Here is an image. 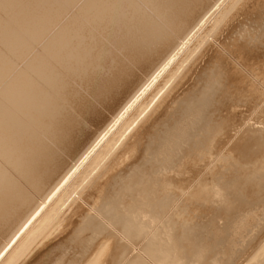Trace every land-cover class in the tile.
<instances>
[{
    "label": "bare ground",
    "instance_id": "6f19581e",
    "mask_svg": "<svg viewBox=\"0 0 264 264\" xmlns=\"http://www.w3.org/2000/svg\"><path fill=\"white\" fill-rule=\"evenodd\" d=\"M37 1L0 0V13L2 12L4 17L8 19V21L5 20L6 22H4L0 17V239L5 241V243L3 241L1 242L0 264H22L30 255H32L31 260L27 258L29 260H27L28 262L26 261L27 263L25 264H72L74 261L76 262L75 264L79 261L81 263L84 262L83 264H105L108 256L110 257L109 264H166L167 253L164 252H166L167 249L162 250L158 248L159 246L156 247V244H154L162 228L172 232V235L169 236L168 239L174 243L176 248L180 249L179 259L182 261L187 260L190 264H238L240 261H242L243 264H264V135H259L258 130V135L255 134V130L254 132L251 130L253 133L248 132V135H246L245 131L242 130L244 127L241 125L229 141L227 142L226 140V143L222 145L223 147L220 151L226 148L234 136L238 137L239 132L241 133V131H243V134L246 136H242L245 140L239 143L241 146L233 151V149H235L233 145H237L233 144L231 149L229 148L227 151L224 150L225 152L220 161L222 164L213 169L214 171L211 172L212 176L209 178L210 181L207 182V177L205 179H200L185 196H183L185 192L198 177L189 181L187 185L182 188L186 180L182 181L169 175V165H173L174 159H178L177 157L179 154L195 152L201 144L207 143L210 138H213L211 137V132L214 129L213 126L216 130L221 127L222 130L225 129L227 131L226 127L228 126H226V121V127L223 124L224 120L223 122L219 120L221 123L218 125L216 121L213 124V114L221 106H219V101L217 102V100L221 98L220 95L224 94L221 92L222 86L218 85L219 83L216 82L220 80V78H218V80L213 79V76L209 74L208 76L211 77L209 80L213 79L212 81L208 80L209 83L208 81L207 83L204 81L207 85L200 90L197 88L198 91H196V94H192L191 92L187 98L182 100L179 98L173 106L170 107L169 105L170 108H166L158 115L155 121L153 120V126L148 125L149 127L146 132L129 133L128 129L140 118L136 116L128 127L125 126V128L123 126L125 130L122 133H115L125 119L135 111L139 104H141L142 100L150 94L149 92L154 88L153 86L169 70L176 59L190 47L193 43L192 40L203 31V28L207 27V24L212 22L211 20L218 11L217 9L222 5L224 6L227 0H216L214 6L216 5L217 9L212 11L213 8H215L212 6L209 11L204 13V15L202 14V18L193 26L194 28L192 30L190 28L189 30L191 31L188 32V35L183 37L177 32H182V28L184 27H182V22L180 21L184 11H182V9L178 10L181 5L176 4L179 0H173L176 2L173 3L179 6L176 7L174 5L176 8L169 5L170 0H124L127 4L122 0L126 6H128L129 3L132 6H129L132 8V10H129L132 16L126 17L133 20V22L123 18L124 22L130 21V24L133 25L136 23L138 27L142 28V25L139 26L140 23H142L143 20L147 21L151 19L152 22H154V24L157 23V25L153 24V27L149 29L151 32L148 37L144 36L148 35L149 33L146 32L149 31H142V35L145 33L143 36L141 34L137 35L139 34V32H137L139 28L137 27V30H135L136 27L130 25L132 28H135L134 30L137 34L130 35V38L127 36L130 40H128V38L125 40V36L123 37L125 39H120L121 41L118 43H112L114 41L117 42L116 39L106 43L104 41L105 38L102 40L104 42H100L96 37L92 36L94 33L91 36L95 40L92 39L89 34L94 30L90 28V31L89 26L85 27L86 25L84 26L82 20L90 23V17L91 19H100L101 22L104 18L103 12L106 10L104 9V11L101 12V9L103 10L104 8L103 6H111L110 3L112 2L114 4L120 3L121 6V3L123 4L121 0H86V4L84 3L85 1L83 2L85 5H83V3L79 5L78 3V6L76 5L77 7L72 10L68 9L69 11L67 12L66 10L68 7L65 10L63 9L65 6L60 3L59 7L61 6L62 9H59L58 5H56V0H54L55 2L52 1L55 3H52L54 6L48 5V2L45 3L46 0L44 5L43 0H41L42 5L39 1L40 6ZM50 1L51 0H49V2ZM78 1L76 0V3ZM181 2H183L184 5L185 3L191 5L189 10L193 12L197 9L195 7L199 6L200 8L201 4L209 1L181 0ZM260 3H262V1ZM70 5L72 8L73 5ZM81 5H83L82 8H80ZM262 5L264 6V3ZM120 6H118L117 9L122 7ZM127 8H124L125 13H123V15L127 14ZM181 8H183V6H181ZM112 9H110V13ZM133 9L136 10L137 13L133 11ZM63 10H65V12ZM114 10L115 7L113 11ZM119 10H115V16L113 14L114 12L111 13V16L113 15L115 17L112 16L114 20L116 16L118 19V15L120 16L122 14H120L121 10L118 12ZM106 13L108 15L109 12H105V14ZM74 14L75 16L73 17ZM196 14H198V12ZM217 14L219 15V13ZM108 16L105 17L106 20H108ZM123 17H125V15ZM146 21L145 23L148 28V24H150L148 21L150 20ZM100 22L98 23L99 25ZM115 22L113 21L114 26ZM106 23L112 24V20L111 23L110 20ZM120 24L124 25L123 23ZM143 25L145 26V24ZM156 26H158L159 30ZM106 28L102 27V30L104 31ZM120 28L118 26L117 29L120 31L124 29L125 32L128 31L126 27ZM132 28L130 29L132 30ZM130 29V34H133ZM142 29H140V32ZM114 32L113 35L111 34L112 36L116 34ZM125 32H122V35ZM108 33L110 35V32ZM117 33L121 35V32L117 31ZM164 33H166V35H164ZM126 34L127 33H125V35ZM170 36H174L173 39H175L176 42L175 49L170 52L166 59H163L153 73L149 75L142 74L145 78L143 84L139 88L140 84L137 83L139 84L138 89L136 91L134 90L135 92L133 94L129 91L132 94L129 98L127 90L132 89L131 87H133L134 81L137 80L138 76L136 75V71L141 72V66L147 64L145 60H142L147 58L148 52H150L147 51V44L154 41L157 44L161 43V47L164 43L166 45L167 42L174 41L173 39V41L169 40L170 38L168 37ZM210 45V48L215 49L216 54L227 61V63H234L232 67L237 69L239 73H244L245 76L253 82L254 86L259 87L261 91V88L264 89L262 80L249 70V68L245 67L233 52L226 50L218 41L213 42V44L210 42ZM167 47L169 48V45ZM240 49L242 50V48ZM163 50L165 51V49ZM212 66L214 65H211L210 69ZM226 68L225 70H228ZM57 69L61 70L62 73H59H64L63 76L72 83L67 79L65 80V78L58 73ZM213 69L214 67L211 70L213 71ZM176 71H179V69ZM176 71L174 73H177ZM213 73L211 72V74ZM217 74L219 73L217 72ZM72 77L76 79L77 82ZM218 77L220 76L218 75ZM230 77L232 80L235 78L233 75ZM215 78H217V76ZM236 82H238V80ZM233 83L235 84V82ZM224 91L226 92V90ZM125 92H127L125 95L128 96V99H126L123 104L125 97H122L124 99L122 101L123 105H119L121 106L119 110L117 109L118 107L116 108V110H118L117 113H111L107 106L113 107L115 101ZM255 92L257 91L255 90ZM157 94L154 93L150 102L148 101L149 104L145 102L148 104L145 107V111L150 104L152 105ZM122 98H120V100H122ZM263 102L264 97L261 101H258L253 111L254 113H256L255 110L259 106L261 107V103ZM104 112H110L109 115L111 114V119L107 124L104 122L106 125L102 127V129L98 128L99 131L95 136L91 135V133L88 132L89 129L92 126L101 124L103 120L105 121V118H103ZM260 112L264 114V105L260 108L259 113ZM261 113L260 115H262ZM140 114L141 111L138 115ZM170 116H175L177 118L175 125H171L172 127H169L168 124L166 125V121ZM145 117H147V115H145ZM132 118L134 117L132 116ZM183 118L185 119L183 120ZM150 124L152 123L150 122ZM244 124L246 126L248 125L247 122ZM120 130L122 129L120 128ZM210 130L211 132H209ZM248 130L250 131V129ZM127 131L129 134L125 133ZM116 134L117 139L114 138L115 140L113 141V137ZM90 135L93 136L92 139ZM123 138L125 143L122 144L123 146L118 152L119 154L125 153L126 151L134 152L139 146L143 148L140 155L141 161L139 160V163L135 161L134 164L131 165L130 172L126 177L115 174L110 176L107 175L106 177H109L103 179L101 175H99L100 172L98 177L93 181L95 178L94 176L97 174V172L93 174V171L96 169V167L93 166L89 172L87 171V173L83 175V178L76 179L77 181L75 182L77 174L81 172L80 170L91 162V160L105 148L104 146H107L109 143L110 147L106 152L108 155V152L113 150L115 144L117 142L119 144V141ZM88 139L91 140H89L86 146L85 143ZM210 142L213 143V140ZM234 142L236 143V141ZM130 145L135 146L134 148L128 149ZM116 148L118 147L116 146ZM79 149L84 150L77 159L71 156L74 153L75 156L77 151L80 152ZM219 153H217L215 157L213 156L214 158H212V160L210 159L211 161L207 166L217 158ZM116 154L117 153L114 155ZM191 158L193 157L191 156ZM65 159L70 160L72 165L63 173L56 184L52 182L54 186H52L51 189L49 186L48 193L44 195L42 192L47 184V180H50L52 176H58L59 172L63 171L65 164H67L65 163ZM179 159L174 162V166L176 162L177 165L179 164ZM186 159H188V157L185 158V160ZM219 160L218 158V161ZM250 164L252 167L249 166ZM119 165L120 164H118V166ZM171 167L173 168V166ZM101 168H103V165ZM174 169H177L176 166ZM101 170L103 172V169ZM176 171L177 170H174V172ZM120 174L123 173L120 171ZM163 180L168 182L165 187L163 185L165 181L163 183ZM89 182L92 183L90 186H88L90 184ZM71 184L74 185V193L78 194L72 197L73 193L71 194L70 192L68 196L73 199L69 203L67 202L68 198H63L64 200H62V194ZM79 188L81 190L77 191ZM165 190L169 191V198H164L163 202L165 204L162 205V207L168 206V209L158 218L159 220L155 222L154 226L152 225L153 227L151 226L150 229L148 228V230H145L147 232L145 234L143 233V237L140 236L142 239H140L135 246L132 248L129 247V245L132 244V240L134 242L133 244H135L136 241L131 238L128 231V228L130 229V227H132L130 224H132L133 219H127L132 221L131 223L128 221L130 226H127V228L122 226L123 224L120 225L119 221H117L118 223L116 224L120 225L124 231L116 226L114 220L117 219L115 215L118 213V209L115 211L117 212L116 214L115 212L112 213V210L117 208L112 206V202H114L111 200L114 198L113 195L116 199L125 198L127 201L133 200L136 203L141 201L145 206L147 204L152 208L154 206V208L157 207L158 209V207L160 208V203L157 201L160 200V197H162L160 195ZM173 193H175L176 196L172 199L171 195H173ZM115 203L116 202H114V205L116 206ZM58 204H60V206L56 209L55 207ZM98 204H104L105 207L106 205L107 207L110 206L109 209L106 207L107 212L111 210L115 219L111 220L110 216L112 215L108 214L110 212L106 213V210H102V212L101 209L104 205H101V207L98 206ZM175 204L177 207L167 216ZM118 205L119 204H117V206ZM126 205V203L125 207L122 205L124 209L122 207L121 210L130 209L126 207L132 206H129V204ZM31 206L33 207L32 211L30 210L31 212L20 225H18L19 227H16L17 230L10 235V238H6L4 233L14 225L16 220L21 217L24 212L31 209ZM62 206H64V208L67 207L65 211H62ZM193 206L196 209L192 208ZM181 208L184 210L181 211ZM192 209L197 210L195 212L197 214L196 218L191 219V223H187L186 219ZM123 212L125 213V211ZM156 212L153 214H156ZM105 214L109 216L107 217ZM128 214L127 216H129ZM56 216H58V219ZM120 216L117 217L120 218ZM123 217L121 216L122 220ZM56 219V222L59 224L57 225L60 227H51V225H53L52 221ZM124 219H126V217ZM158 222H160V224L154 229ZM125 223L127 224V222ZM133 223L135 224V222ZM54 227L56 229L62 227V229L58 230L61 232L59 236H62V234L63 236L59 240L55 238L56 241L54 239H49L48 242L52 243L54 246L47 250L45 254H41V249L50 245V243L44 242H46L45 240L50 234H53ZM137 228L133 231L134 233L137 231ZM159 228L161 229L159 233H157ZM58 230H55V232H58ZM86 230H90L92 233V237L90 235L91 233L89 234L91 238H89L88 235L87 239H82V237L81 239L76 238L78 237L76 233L84 234V232L87 233ZM150 233L151 235L143 243L144 239ZM25 234L27 235L21 241V238ZM139 234H141V232H139ZM19 241L21 242L16 246ZM41 241L44 244L43 247L38 250V244H40ZM141 243L143 244L139 246ZM14 245L16 248L13 249L12 247ZM114 245H116V247H114ZM116 248L122 249V252H120L121 254L115 251ZM56 251H61L59 253H63V255L67 257V259L65 258V262L63 255H60L61 258L63 257L62 259L65 263L61 262L63 260H60V257H57L60 262L56 263L55 260L52 263V256ZM184 264L187 263L184 262Z\"/></svg>",
    "mask_w": 264,
    "mask_h": 264
},
{
    "label": "rangeland",
    "instance_id": "374dc122",
    "mask_svg": "<svg viewBox=\"0 0 264 264\" xmlns=\"http://www.w3.org/2000/svg\"><path fill=\"white\" fill-rule=\"evenodd\" d=\"M171 1V0H170ZM169 1V5L170 6H173L174 8H176V7H179V6H176L174 3H176V2H174V1H178V0H172L171 2ZM209 2H204L203 4H201L200 6V8H199V6L198 7H195V8H197V9H195V8H193V9H195L193 12L192 11H190L189 10V8L191 7V5H189V4H186L185 3V5H184V3L183 2H181V0H179L178 1V3H176L177 5H181V6H183V8H181V6L178 8V10H181L182 9V11H186V10H188V11H186L185 13H187V14H185L184 12H183V17H181V22H182V29H183V31L186 29V31H185V33H183L182 34V37L183 36H186V35H188V31H189V29L195 24L194 22H196L197 20H195L196 19V17H198L199 19H198V21L200 20V18H202V16L204 15V13H206L207 11H209L210 10V8H212V6L213 7H215V8H213V10L212 11H214L215 9H217V6L215 5L214 6V2L216 1V0H208ZM262 1V3H260ZM264 0H227L226 2H225V4H224V6L222 5L219 9H217L218 11H217V13H219V15L216 13L215 15H214V17H213V19L215 18V16H216V18L213 20H211L212 22H210L209 24H207L206 26L207 27H205V28H203V31H201L197 36H196V38H194L193 40H192V44L190 45V47H188L185 51H184V53L178 58V59H176V61L171 65V67L169 68V70L161 77V79L153 86L154 88H152V90L149 92L150 94H148L143 100H142V102H141V104H139L138 105V110H137V108L135 109V111L128 117V118H126L125 119V121L121 124V126L119 127V129L117 130V131H115V133L117 132V134H119L120 132L122 133L124 130H125V128L126 127H128V125H130V123L132 122V120L133 119H135L136 118V116L139 118V119H137L134 123H133V125L128 129V131H129V133H144V132H146V130L148 129V127L151 125V126H153V122L155 121V119L156 118H158V115H160L166 108H170L171 106H173L174 105V103L176 102V100L177 99H185V98H187V96H189V93H191L192 92V94H196V91H198V89L200 90L201 88H203L204 86H206L207 84V81L209 80V78H211L210 76H213L212 78L213 79H216V80H218V78H220V80H218V81H216L217 83H219L218 85H221L222 86V91L221 92H223L224 94H222V93H220V94H222V95H220L221 96V98L219 99V100H217V102L219 101V108L217 109V111L213 114V124H214V122L216 121V124L218 125L219 123H221V122H223V120H224V122H223V124H224V126H225V121H226V126H228V127H226V129H227V131L225 130V129H221V127L220 128H218L217 130H216V128L213 126V131L211 132V130L209 131V132H211L212 133V136L211 137H213V138H210L209 139V141L207 142V143H203V144H201V146L195 151V152H189L188 154H186V153H183V154H179L178 155V159L181 161H178V165H177V162H176V164H175V166H176V168L177 169H174L175 168V166H174V162L176 161V160H178V159H174L175 161H173V165L171 164V165H169V175H172V176H174V177H176V179H179V180H182V181H184V180H186V182L182 185V188L183 187H185L186 185H187V183L189 182V181H191L192 179H195V178H197V180L188 188V190L185 192V194L183 195V196H185V195H187V193L193 188V186L195 185V184H197V182H199V180L200 179H205L206 177V180H207V182L208 181H210L209 180V178H210V176H212V173L211 172H213L214 170V168L215 167H219V166H221V164H222V162H220L221 161V158H222V156H223V154H224V152L225 151H227L229 148L231 149L232 148V145L233 144H237V145H233V147H235V149H233V151L234 150H236V149H238L239 148V146H241V144H239V143H242L244 140H245V138H243L244 136H246V135H248V132L249 133H253L254 132V130L256 131L255 132V134H257L258 135V133H259V135H264V114L263 113H261L262 115H260V113H259V110H260V108L264 105V102L263 103H261V107L259 106L256 110H255V112L256 113H254L253 111H254V109L256 108V106H257V104H258V101H261V99L264 97V89L263 88H261L262 89V91L261 90H259L260 88L259 87H256V86H254L253 85V82H251V80L247 77V76H245V74L244 73H239V71L237 70V69H235L234 67H232V66H234V63L232 64H229V63H227V61H225L224 59H222L218 54H216V52H215V49H212V48H210V42H211V44H213V42H217L218 41V43L219 44H221L222 46H224L225 48H226V50H228V51H231V52H233V54L238 58V59H240L241 60V62L243 63V65H245V67H247V68H249V70H251L254 74H256L261 80H262V82L264 83V35H262V34H264V29H263V27H264V16H262V15H264V6L262 5L264 2H263ZM174 2V3H173ZM180 2V3H179ZM258 2V3H257ZM173 3V4H172ZM232 3V4H231ZM260 3V4H259ZM172 4V5H171ZM258 4V5H257ZM176 7H175V6ZM187 5V6H186ZM205 5V6H204ZM207 5V6H206ZM186 6V7H185ZM189 6V7H188ZM204 8H203V7ZM236 6V7H235ZM225 7V8H224ZM258 7V8H257ZM186 8V9H185ZM202 8V9H201ZM222 8V9H221ZM255 8V9H254ZM183 9H185V10H183ZM205 9V10H204ZM226 9V10H225ZM231 9V10H230ZM233 9V10H232ZM198 10V11H197ZM201 10H203V11H201ZM222 10V11H221ZM248 10V11H247ZM221 11V12H220ZM191 12V13H190ZM198 12V14H196ZM190 13V14H189ZM225 13V14H224ZM260 13V14H259ZM194 14V15H193ZM203 14V15H202ZM228 14V15H227ZM251 14V15H250ZM262 14V15H261ZM193 18H191V17ZM194 16V17H193ZM218 16V17H217ZM185 17V18H184ZM188 17V18H187ZM184 18V19H183ZM223 18V19H222ZM183 19V20H182ZM191 19V20H190ZM218 19V20H217ZM220 19V20H219ZM187 22H186V21ZM222 20V21H221ZM197 21V22H198ZM231 21V22H230ZM258 21V22H257ZM263 21V22H262ZM190 24H192V25H188L189 23ZM219 22V23H218ZM259 22H261V23H259ZM186 23V24H185ZM220 24V25H219ZM257 24V25H256ZM187 25H188V27H187ZM196 25V24H195ZM261 26V27H260ZM194 27H192V29H193ZM191 29V30H192ZM253 29V30H252ZM190 30V31H191ZM189 31V32H190ZM215 32V33H214ZM261 32V33H260ZM213 35V36H212ZM237 35V36H236ZM199 36V37H198ZM218 37V38H217ZM240 37V38H239ZM206 38V39H205ZM208 38V39H207ZM210 38V39H209ZM213 38V39H212ZM242 38V39H241ZM260 38V39H259ZM238 39V40H237ZM263 39V40H262ZM205 40H206V42H205ZM208 40V41H207ZM253 41V42H252ZM255 41V42H254ZM248 42V43H247ZM149 44H151V45H149ZM176 44V43H175ZM200 44V45H199ZM245 44V45H244ZM250 44V45H249ZM156 45H158L157 43H155L154 41H151L150 43H148L147 44V51H150V52H148L149 54H148V57L147 58H145V59H142V60H145L146 62H147V64H148V62H150L151 61V59H152V55H153V52H152V50H154L155 48H154V46H156ZM165 45V44H164ZM167 46L169 45L170 46V42H167V44H166ZM165 45V47L166 48H168L167 46ZM199 45V46H198ZM208 45V46H207ZM239 45V46H238ZM261 45H262V47H261ZM176 46V45H175ZM246 46V47H245ZM258 46V47H257ZM149 47V48H148ZM161 47H162V45H161ZM161 47H160V49H161ZM198 47V48H197ZM229 47V48H228ZM255 47V48H254ZM240 48H242V50L240 49ZM247 48V49H246ZM251 48V49H250ZM151 49V50H150ZM175 49V47L173 48V50ZM238 49H240V50H238ZM254 49V50H253ZM258 49V50H257ZM261 50V51H260ZM244 53H243V52ZM248 51V52H247ZM172 52V51H171ZM237 53V54H236ZM252 54V55H251ZM216 58V59H215ZM146 59H148V60H146ZM166 59V58H165ZM212 59H214V60H212ZM218 59H220V60H218ZM187 60V61H186ZM160 61H161V59H160ZM159 61V62H160ZM214 62V63H213ZM217 62H219V63H217ZM183 65H182V64ZM212 63V64H211ZM216 63V64H215ZM221 63V64H220ZM146 64V65H147ZM218 64V65H217ZM160 65V64H159ZM211 65H214V66H212V68L214 67V69H213V71L210 69V67H211ZM217 65V66H216ZM227 65V66H226ZM179 66V67H178ZM180 66H181V68H180ZM220 66V67H219ZM224 66V67H223ZM206 67H208V68H206ZM219 67V68H218ZM223 67V68H222ZM227 67V68H226ZM174 68H175V70H174ZM221 68V69H220ZM225 68L226 69H228V70H225ZM179 69V71H176V70H178ZM207 69V70H206ZM232 69V70H231ZM58 70V69H57ZM216 72H215V71ZM230 70V71H229ZM136 71V70H135ZM148 70H147V68L146 67H142V71L141 72H138V71H136V75L138 76L137 77V80H135L134 81V84L132 85L133 87L135 86V87H137V88H133V87H131L132 89H128L127 90V92H128V96H129V98L132 96V94L138 89V85H139V88H140V86L143 84V80L145 79L144 78V76L142 75L143 73L144 74H147V75H149V74H151V73H148L147 72ZM177 72V73H174V72ZM213 73V74H211V72ZM222 71H224V72H222ZM226 71H228V72H226ZM238 71V72H237ZM62 73V71L61 70H58V73ZM138 72V73H137ZM206 74H204V73ZM217 72L219 73V74H217ZM220 72H222V73H220ZM233 72V73H232ZM59 73V74H60ZM174 73V74H173ZM224 73V74H223ZM64 74V73H63ZM63 74H60L62 77H64L65 78V80L67 79L65 76H63ZM168 74V75H167ZM210 74V76H208ZM216 74V75H215ZM218 75L220 76V77H218ZM222 75V76H221ZM234 76L235 78H234V80H232L231 79V77L230 76ZM243 75V76H242ZM172 76V77H171ZM205 76V77H204ZM206 76H207V78H206ZM217 76V78H215ZM238 76V77H237ZM223 77V78H222ZM73 78V77H72ZM225 78V79H224ZM248 78V79H247ZM74 79V78H73ZM213 79H210L209 81H212ZM223 79V80H222ZM69 82H71L69 79H67ZM76 82H77V80L76 79H74ZM166 80H167V83H166ZM226 80V81H225ZM238 80V82H236ZM241 82H240V81ZM140 81V82H139ZM200 81V82H199ZM204 81H206V83L204 82ZM209 81H208V83H209ZM224 81V82H223ZM204 82V83H203ZM221 82V83H220ZM230 82V83H229ZM233 82H235V84L233 83ZM240 82V83H239ZM72 83V82H71ZM137 83H139V84H137ZM159 83V84H158ZM166 83V84H165ZM203 83V84H202ZM224 83V84H223ZM233 83V84H232ZM136 84V85H135ZM205 84V85H204ZM223 84V85H222ZM242 84V85H241ZM202 85V86H201ZM162 86H164V87H162ZM225 86V87H224ZM256 87V88H255ZM161 88H163V89H161ZM198 88V89H197ZM224 88V89H223ZM226 88V89H225ZM238 88V89H237ZM157 89V90H156ZM242 89V90H241ZM258 89V90H257ZM132 90V91H131ZM135 90V91H134ZM159 90H160V93H159ZM224 90H226V92L224 91ZM254 90V91H253ZM255 90L257 91V92H255ZM132 93H130V92ZM239 91V92H238ZM127 92H125V93H123V95L122 96H120L119 97V99H117V101H115V107L113 106H107V107H109L108 109L110 110V112L111 113H117L118 112V110L120 109V107L124 104V102L126 101V99H128V96L127 95H125ZM159 93V94H157V93ZM194 92V93H193ZM248 92V93H247ZM129 93H130V95H129ZM154 93L155 94H157V96L154 98V101H153V103H152V105L150 104V106H148L147 108H146V111H145V107L149 104L148 103V101L150 102V100H151V98H152V96H154ZM227 93V94H226ZM229 93V94H228ZM233 93V94H232ZM235 93V94H234ZM259 93V94H258ZM254 94H255V96H254ZM232 95V96H231ZM236 95V96H235ZM240 95V96H239ZM167 96V97H166ZM225 96H227V97H225ZM229 96V97H228ZM253 96V97H252ZM122 97H125L124 99L122 98ZM246 97V98H245ZM120 98H122V100H120ZM160 98H161V101H160ZM159 99V100H158ZM236 99V100H235ZM124 100V101H123ZM163 100H164V102H163ZM255 100V101H254ZM121 101V102H120ZM122 101H123V104H122ZM145 102H147V103H145ZM118 103H120V104H118ZM157 103V104H156ZM97 104V103H96ZM117 104H118V106H117ZM153 104H154V106H155V109H154V106H153ZM161 104V105H160ZM119 105H121V106H119ZM144 105V106H143ZM169 105H170V107H169ZM158 107V109H157V107ZM223 106V107H222ZM118 107V108H117ZM249 107V108H248ZM112 108H114V109H112ZM116 108L118 109V110H116ZM143 108V109H142ZM144 110V111H143ZM140 111H141V114L140 115H138L139 113H140ZM154 111V112H153ZM109 112V113H110ZM139 112V113H138ZM149 112V113H148ZM153 114H151V113ZM258 112V113H257ZM109 113L108 112H104L103 114H104V117L103 118H105V121L103 120V122L101 123V124H98V125H95V126H92L90 129H89V133H91V135H93V136H95L96 134H97V132L99 131V129L101 128L102 129V127H104L107 123H108V121L111 119V117H110V115H109ZM143 113V114H142ZM252 113V114H251ZM149 114V115H148ZM143 115V116H142ZM145 115H147V117H145ZM151 115V116H150ZM132 116L134 117V118H132ZM142 116V117H141ZM144 117V118H143ZM188 117V116H187ZM147 118V119H146ZM185 118H183V120H184ZM226 119V120H225ZM154 120V121H153ZM221 122H220V121ZM176 121H177V118L175 117V116H170V118H168V120L166 121V125L168 124V126L169 127H172L171 125H175V123H176ZM231 121V122H230ZM106 124H105V123ZM128 122V123H127ZM150 122L152 123V124H150ZM169 122V123H168ZM245 122H247V126L244 124ZM138 123H140V124H138ZM229 123V124H228ZM137 124V125H136ZM215 124V125H216ZM244 124V125H243ZM149 125V126H148ZM216 125V126H217ZM241 125L245 128H243L242 130L243 131H245V134L246 135H244L243 133V131H241V133L239 132V136L237 137V136H234L231 140H230V142L228 143V145L226 146V148L224 149V150H221L220 151V149L223 147L222 145H224L225 143H226V140H227V142L229 141V139L234 135V133H235V131H237V129H239L240 127H241ZM125 128H124V127ZM143 126V127H142ZM247 127V128H246ZM99 128V129H98ZM120 128L122 129V130H120ZM124 128V129H123ZM145 129V130H144ZM247 129V130H246ZM248 129H250V131L248 130ZM251 130H253V132H251ZM259 132H258V131ZM128 131L127 132H125V133H128ZM133 131V132H132ZM247 131V132H246ZM262 133H261V132ZM217 132H218V135H217ZM220 132V133H219ZM258 132V133H257ZM94 133V134H93ZM128 133V134H129ZM227 133V134H226ZM117 134L113 137V141L115 140V139H117L116 137H117ZM127 134V135H128ZM90 135V137H91V139H92V137L93 136H91ZM216 136V137H214V136ZM256 135V136H257ZM243 136V137H242ZM89 137V138H90ZM115 138V139H114ZM239 138H240V140H239ZM91 139H88V141L85 143V145L89 142V140H91ZM218 139V140H217ZM213 140V143H211L210 141H212ZM240 142H239V141ZM121 141V142H120ZM119 141V144H118V142L115 144V146H114V148H113V150H111V151H109L108 152V155L106 154V152L109 150V143L107 144V146H104L105 148H103L102 150H101V152H99V154L97 155V156H95V158H93L92 160H91V162H89L87 165H85L83 168H82V170H80L81 172H79L78 174H77V176H76V178H75V182L79 179V178H83L84 176L83 175H85V173H87V171L89 172L90 170H91V168L94 166V167H96V169L93 171V174H96V172H97V176L95 175L94 177V179H93V181L98 177V174L99 175H101V178H103V179H107L110 175H115V174H117V175H122L123 177H126L128 174H129V172H130V169H131V165H133L134 164V162L136 161V163H139L140 161H141V157H140V155H141V153H142V150H143V148L142 147H138V149L136 150V151H134V152H123V153H121V154H119L118 152H119V150H120V148L123 146L122 144H124L125 142V140H124V138L122 139V140H120ZM234 141H236V143L234 142ZM238 141V142H237ZM123 142V143H122ZM135 142V141H134ZM204 144H206V145H204ZM85 145H83V146H85ZM136 145V144H135ZM135 145H130V147H128V149H131V148H134V146ZM87 146V145H86ZM85 146V147H86ZM116 146L118 147V148H116ZM209 146V147H208ZM231 146V147H230ZM84 147V148H85ZM83 148V147H82ZM201 148V149H200ZM208 148V149H207ZM108 149V150H107ZM209 150V151H207V150ZM80 150V152L79 151H77L76 152V155L74 156V154L73 155H71V156H73V157H75L76 159L78 158V156L81 154V152L84 150V149H79ZM218 150V151H217ZM115 151V152H114ZM117 151V152H116ZM202 151H203V153H202ZM205 151V152H204ZM219 151H220V153H219ZM232 151V150H231ZM230 151V152H231ZM78 152H79V154H78ZM212 152V153H211ZM115 153H117L116 155H114ZM193 153H194V155H193ZM205 153V154H204ZM207 153V154H206ZM217 153H219L218 154V156H217V158L215 159V160H213V162L209 165V166H207L208 165V163L212 160V158H214L215 157V155L217 154ZM128 154V155H127ZM204 154V155H203ZM132 155V156H131ZM183 155H186L187 157H188V159H186L185 160V158H187L186 156H183ZM113 156V157H112ZM129 156H131L130 158H128ZM137 156V157H136ZM183 156V157H182ZM191 156L193 157V158H191ZM204 156V157H203ZM214 156V157H213ZM125 157V158H124ZM104 158V159H103ZM218 158L220 159L219 161H218ZM100 161H99V160ZM115 161H114V160ZM135 159V160H134ZM182 159V160H181ZM184 159V160H183ZM211 159V160H210ZM102 160V161H101ZM111 160H113V161H111ZM128 160V161H127ZM140 160V161H139ZM65 163H67V164H65V167L63 168V171H61V172H59V174H58V176L57 175H55V177L54 176H52V177H50L51 179L50 180H47V184L45 185V187H44V189H43V192L42 193H44V195L46 194V193H48V191H49V186H50V189L52 188V186H54V183L56 184V182H58V180L60 179V177L63 175V173L67 170V169H69L70 168V166L72 165V163H71V161L70 160H66L65 159ZM69 161V162H68ZM125 161V162H124ZM98 162H99V164H98ZM133 162V163H132ZM220 164H218V163ZM71 163V164H70ZM102 163V164H101ZM111 163V164H110ZM97 165V166H95V165ZM106 164H108V165H106ZM118 164H120L119 166H118ZM122 164V165H121ZM129 164V165H128ZM102 165H103V168H101L102 167ZM110 165V166H109ZM216 165V166H215ZM128 166V167H127ZM171 166H173V168L171 167ZM249 166H251L252 167V165L250 164ZM67 167V168H66ZM89 167H90V169H89ZM206 167H207V169H206ZM213 167V168H212ZM107 168V169H106ZM170 168H172V169H170ZM211 168V169H210ZM98 169V170H97ZM101 169H103V172H102V170ZM128 171H127V170ZM206 169V170H205ZM100 170V171H99ZM174 170H177L176 172H174ZM217 170V169H216ZM120 171L123 173V174H120ZM110 172H112V173H110ZM174 172V173H173ZM171 173V174H170ZM209 173V174H208ZM81 177H80V176ZM107 175H109L108 177H106ZM105 176V177H104ZM56 177H58V178H56ZM53 178V179H52ZM77 179V180H76ZM53 180V181H52ZM164 181H165V183H164ZM52 182H54V183H52ZM74 182V183H75ZM86 182V181H85ZM85 182H84V184H85ZM50 185H49V184ZM73 183V184H74ZM90 183V182H89ZM163 185H164V187H165V185H167V181L166 180H163ZM53 184V185H52ZM73 184H71V185H69L68 186V189L67 190H65L64 191V193L62 194V200H64L65 198L67 199L68 198V201L67 202H69L70 203V201L73 199L72 197H75V196H77V194L78 193H74V185ZM92 183H90L88 186H90ZM73 187V188H72ZM163 187V188H164ZM162 188V189H163ZM181 188V189H182ZM72 190V191H71ZM81 189L79 188V190H77V191H80ZM69 192V193H68ZM70 192H71V194H72V197H70L69 198V196H68V194H70ZM172 192V191H171ZM179 192V191H178ZM165 196H164V195ZM169 191L168 190H165L160 196H162V197H160V200H158L157 202H159L160 203V208L158 207V209H157V207L156 208H154V206H153V208L152 207H150V206H148L147 204H146V206H145V204H142V202L141 201H139V203H136V202H134L133 200L131 201V200H129V201H127V199L125 200V198H118V199H116L115 198V196L113 195V197L115 198V200H114V198L113 199H111L112 201H114V202H116L115 204H116V206L114 205V202H112L113 203V205L112 204H109V205H112V206H114V208L115 207H117V208H115V209H113L112 210V213H114L117 209L119 210H117V212H115V214L119 217L120 216V214L123 212V211H125V213L123 212L122 214H125V215H122L121 214V216L123 217V216H125L126 217V219H124L125 217H123V220H122V218H121V216H120V218H118L116 215H115V217L118 219H115L114 218V214H112L111 213V210H108V212H110V213H108L107 212V208L109 209V207L110 206H108L107 207V205H106V207H105V205H104V207L106 208H104V207H102L103 205L102 204H98V206H101L102 207V209H101V207H100V209H101V211L102 210H106V213H108L109 215L111 214L112 216H110V219L111 220H114V223L116 224V223H118L117 221H119V224L120 225H122V226H125L126 228H127V226H130V225H132V227H130V229L128 228V231H129V234L131 235V238L132 239H134V241H135V244H133L134 242H133V240H132V244H130L129 245V247H133V246H135L139 241H140V239H142V238H140V236L141 237H143L144 236V234L147 232V231H145V230H148V228L150 229L151 228V226L153 225L154 226V224H155V222L156 221H158L159 219L158 218H160L164 213H165V211L168 209L167 207L168 206H166V207H162V205H164L165 203L163 202V200H164V198H169ZM175 193H173V195H171L172 197V199H173V197H175L176 196V194L174 195ZM167 196V197H166ZM64 198V199H63ZM184 198V197H183ZM120 199V200H119ZM124 199V200H123ZM162 199V200H161ZM118 200H119V202H118ZM121 200H122V202H121ZM124 201H125V203L128 205L129 204V206L130 205H132L131 207H126V208H130V209H126V210H123L124 209V207H125V203H124ZM162 203H161V202ZM167 201V200H166ZM180 201V200H179ZM121 202V203H120ZM129 202V203H128ZM122 203H124V204H122ZM133 203V204H132ZM144 203V202H143ZM117 204H119L120 205V207H119V205L117 206ZM134 204H136V205H134ZM140 204V205H139ZM124 207H123V206ZM126 205V206H127ZM138 205V206H137ZM142 205V206H141ZM60 206V204H58V205H56V209H58V207ZM134 206V207H133ZM143 206H145V207H143ZM63 208V210L62 211H65L66 210V208H64V206H62ZM120 209H119V208ZM123 207V209L121 210V208ZM161 207H162V209H161ZM175 207H177V205L175 204V206H173L172 208H171V210L169 211V213L167 214V216L172 212V210H174L175 209ZM197 207V206H196ZM31 209H29V210H27L26 212H24L23 213V215L25 216H21V217H19L17 220H16V222L14 223V225L13 226H11V228H9V230L6 232V233H4V235H5V237L7 238H10V235H12V233H14L15 232V230H17V228L19 227L18 225H20V223L27 217V215L32 211V209H33V207L31 206L30 207ZM104 208V209H103ZM113 208V207H112ZM149 208V209H148ZM153 210H152V209ZM166 208V209H165ZM192 208H195L194 206L192 207ZM161 209V210H160ZM182 209V208H181ZM196 209V208H195ZM195 209H192L191 210V212H190V214H189V216L187 217V219H186V221H187V223L188 222H192V220L191 219H195L196 218V211L197 210H195ZM31 210V211H30ZM184 209H182L181 211H183ZM54 211V210H53ZM127 211H128V213H127ZM135 211V212H134ZM157 211V212H156ZM159 211V212H158ZM180 211V212H181ZM194 212V214H193V212ZM103 212V211H102ZM132 212V213H131ZM152 212V213H151ZM154 212H156V214H153ZM127 214L129 215V216H127ZM151 214V215H150ZM106 215V214H105ZM109 215H106L107 217L109 216ZM132 216V217H131ZM192 216V217H191ZM193 216H195V217H193ZM134 217V218H133ZM191 217V218H190ZM56 218L58 219V216H56ZM128 218H130L133 222H135V224L129 219V220H127ZM21 219V220H20ZM57 219L55 220V221H52V223H53V225H51V227L52 226H55L56 228L57 227H60V226H58L59 224L56 222L57 221ZM64 219V218H63ZM152 219V220H151ZM122 221V223H121V221ZM127 220V221H126ZM18 221H19V223H18ZM61 221V220H60ZM128 221H129V223H131L132 222V224H128ZM125 222H127V224L125 223ZM55 224V225H54ZM58 224V225H57ZM126 224V225H125ZM136 225V226H134V225ZM160 224V222H158L157 224H156V226L154 227V229L155 228H157L158 227V225ZM120 225H117L116 224V226L120 229H122V227L120 226ZM14 226H15V228H14ZM137 228V226H138V228H137V231H135V233L133 232L134 230H136L135 228ZM152 226V227H153ZM17 227V228H16ZM50 227V228H51ZM54 227V228H55ZM54 229V232H53V234H50V238L48 237L45 241L46 242H44V243H50V242H48V240L50 239V240H55V238H56V240H59L60 238H62V236H63V234H62V236H59V235H61L60 233V229H62V227L58 230V229ZM124 228V227H123ZM125 228V229H126ZM162 228V227H161ZM161 228H159L158 229V232L157 233H159V230L161 229ZM11 229V230H10ZM120 229V230H121ZM133 229V230H132ZM13 230V231H12ZM52 230V229H51ZM55 230H58V232L56 231L55 232ZM123 231H124V229H122ZM127 230V229H126ZM130 230H131V232H132V234H131V232H130ZM12 231V232H11ZM87 231V230H86ZM11 234H10V233ZM137 232V233H136ZM139 232H141V234H139ZM167 232V233H166ZM91 232H90V230H88L87 231V233L86 232H84V234L83 233H81V234H79V233H76V234H78L77 236L78 237H76L77 239H81V237H82V239H87V235H88V237L89 238H91L93 235H92V233L90 234ZM135 235H134V234ZM144 233V234H143ZM91 235V237H90V235ZM6 235H8V236H6ZM27 234H25L22 238H21V241H22V239L23 238H25V236H26ZM79 235H80V238H79ZM132 235H134V236H132ZM143 235V236H142ZM151 235V233L144 239V241H143V243L145 242V240L146 239H148V237ZM172 235V232L170 231V230H168V229H163L162 228V230H160V233L157 235V237H156V239H155V242H154V244H156V247H158V248H160V249H162V250H164V249H167L166 250V252H164V253H167V257H166V260H167V262H166V264H180V262H181V264L183 263L184 264V262L185 263H189L190 264V262L189 261H187V260H184V261H182V260H180L179 258H180V249L179 248H176L175 247V245H174V243L172 242V241H169V239H168V237L169 236H171ZM84 236H86V237H84ZM135 237V238H134ZM139 239V240H138ZM166 239V240H165ZM55 240V241H56ZM4 242L5 243V241L4 240H2V239H0V248H1V242ZM21 241H19L17 244H16V246L21 242ZM98 241V240H97ZM52 242V241H51ZM165 242V243H164ZM41 243H42V245H41ZM42 241L40 242V244H38L39 245V248H38V250L39 249H41V247H43V244H44ZM143 243H141L139 246H141ZM168 244V245H167ZM51 245V246H50ZM50 245L48 246V247H44V248H42L41 249V254H45L46 252H47V250H49V249H51L54 245L52 244V243H50ZM162 247H161V246ZM16 246L14 245L12 248L14 249V248H16ZM164 246V247H163ZM114 247H116V245H114ZM45 248H47V249H45ZM45 249V250H44ZM121 250V251H120ZM115 251L119 254L120 252H122V249H118V248H116L115 249ZM123 251H124V249H123ZM170 251V252H169ZM59 252H61V251H56V253L52 256V263H53V261H55L56 260V263L57 262H60L59 261V259L61 260L63 257H64V260H65V262H66V259H67V257L66 256H64L63 255V253H59ZM72 253V252H71ZM173 253V254H172ZM36 254V253H35ZM58 254V255H57ZM121 254V253H120ZM63 255V257L61 258V256ZM32 255H30L29 257H27V258H30V260H31V257ZM59 259H58V258ZM122 257V256H121ZM25 259V261H23V263L22 264H25V263H27L28 261L27 260H29V259ZM66 258V259H65ZM58 260V261H57ZM63 260V259H62ZM64 260L63 261H61V262H64ZM107 260H108V263H107ZM173 260V261H172ZM27 261V262H26ZM110 257L108 256V258H106V263L105 264H109L110 262ZM178 261V262H177ZM180 261V262H179ZM187 261V262H186ZM64 262V263H65ZM176 262V263H175ZM76 262L74 261V263H72V264H75ZM84 263V262H83ZM83 263H81L80 261L79 262H77V264H83ZM240 264H243V262L242 261H240L239 262ZM238 263V264H239ZM66 264V263H65Z\"/></svg>",
    "mask_w": 264,
    "mask_h": 264
},
{
    "label": "crops",
    "instance_id": "0c3cea01",
    "mask_svg": "<svg viewBox=\"0 0 264 264\" xmlns=\"http://www.w3.org/2000/svg\"><path fill=\"white\" fill-rule=\"evenodd\" d=\"M1 1H3V0H1ZM34 1H35V0H33V2H34ZM36 1H37V0H36ZM39 1L41 2V5H42V1H41V0H38V1H37L38 4L40 5ZM52 1L55 2L54 0H51V1H50L51 3L49 2V0H48V1L46 0V2H45V0H43V5H44L45 3L48 2V3H47L48 5L50 4V6H54V5H52V3H53ZM77 1H78V0H77ZM84 1H85V2H84ZM88 1H89V0H88ZM88 1H87V2H88ZM123 1H124V0H123ZM123 1L121 0V2H123ZM37 2H36V3H37ZM44 2H45V3H44ZM56 2H57L56 5H58V7H59L60 3H61V5L65 6V7L63 8V9H65V10H66V8L68 7L67 10H66V12L69 11V10L74 9L75 7H77V6H78V3H79V5H80L81 3H83V2L86 4V0H79L77 3H76V0H73V2H72V0H69V1H67V0H56ZM124 2H126V1H124ZM124 2H123V4L121 3V6H122L123 8L120 6V3L118 4L117 2H115V3H117L118 5H117V4H114V3L112 2L113 4L110 3L111 6H109V5H107V6H103L104 8H103V10L101 9V12L104 11V9H106V10L103 12V13H104V18H103V19H105V20L102 19V21H103V22L101 21L102 23L100 22V19H97V20H96V19H91L90 17H89V20H90L91 22H93V21H96V22H93V23H91V22L89 23V22H88V23H87L86 21L82 20L83 23H84V26L86 25L85 27H88V26H89V30H90V31H91V29L95 31V32H94V31H93V32L91 31V34H89V36H90L91 38H92V36H93V37H96L100 42L105 38L104 41H105L106 43H108V42H112V40L114 41V39H116L117 42L114 41V42H112V43H118L119 41H121L120 39H122V38L125 37V36H126V37H125L126 39L123 38L122 40H124V39L127 40L128 37L130 38V35L132 36V35H134V34H137V32H139V34H137V35H140V34L142 35V33L144 32V30L149 31V29L153 27L154 22H152L151 19H148V20H150V21L147 20V21L151 24V25L148 24V28H147L146 23H145L146 20H145V21L143 20V22L141 21L142 23H140L139 26L142 25L141 27L144 28V29L138 27V25H136L135 22H134L135 24H133V25L130 24V21L133 22V20L128 19L126 16L130 17L131 14H130L129 10H130V9L132 10V8H130V7H132V6H131V4L129 3V1H128V3H129L128 6H126L127 2H126V4H124ZM1 3H2V2H1ZM58 3H59V4H58ZM84 3H83V5H85ZM38 4H37V5H38ZM53 4H55V3H53ZM66 4H67V5H66ZM70 4L73 5L72 8H71V5H70ZM74 4H75V5H74ZM39 5H38V6H39ZM41 5H40V6H41ZM76 5H77V6H76ZM83 5H81L80 8H82ZM114 5H115V6H114ZM123 5L126 6V7H124ZM113 6L115 7V10H116V11L120 9L121 12H120V10H119L118 12H120V14L122 13V14L120 15L121 17L118 15V19H117V16H116V19H117V20L115 19L116 22H115V20L113 19V17L115 16V10L113 11V9H114ZM116 6H117V7H116ZM118 6H120L121 8L117 9ZM129 6H130V7H129ZM134 6H135V5H134ZM105 7H106V8H105ZM112 7H113V9H112ZM127 7H128V8H127ZM60 8H61V6L59 7V9H60ZM107 8H108V10H107ZM124 8H127L128 11H126V12H127V14L129 13L128 15H127V14H124L125 17H123V16H124L123 13H125ZM61 9H62V8H61ZM68 9H69V10H68ZM110 9H112V10H111V13L114 12V13H113L114 16L112 15L113 17L111 16ZM122 9H123V10H122ZM65 10H63V11L65 12ZM80 10H81V9H80ZM125 10H126V9H125ZM81 11H82V10H81ZM122 11H123V12H122ZM133 11H135V12L137 13L136 10L133 9ZM105 12H109L108 15L111 16V17H109V16L107 15V13L105 14ZM103 13H102V15H103ZM2 15H3V13L1 12V13H0V17L2 18L1 20H3L4 22L8 21V19H6V17H4V15H3V16H2ZM105 15L108 16V17H107L108 20H106V18H105L106 16H105ZM74 16H75V14L73 15V17H74ZM131 16H132V15H131ZM3 17H4V19H3ZM73 17H72V18H73ZM102 17H103V16H102ZM109 18H110V19H109ZM114 18H115V17H114ZM119 18H120V19H119ZM121 18H122V19H121ZM123 18H125V19H127V20H130V21H126V20H125L126 22H124V21H123ZM81 19H82V18H81ZM5 20H6V21H5ZM98 20H99V22H100V25L98 24V23H99ZM109 20H110V23H111V20H112V24H113V25H112V24H109V23H106V22H108ZM195 20L198 21V17H196ZM82 21H81V22H82ZM113 21L115 22V26H114ZM118 21H119L120 23H123L125 26L122 25V24H120ZM122 21H123V22H122ZM147 21H146V22H147ZM197 21L195 22V24L197 23ZM128 22H129V24H128ZM132 22H131V23H132ZM96 23H97V26H96ZM104 23H105V25H104ZM117 23H118V24H117ZM125 23H126V24H125ZM93 24H94V26H93ZM143 24H145V26H144ZM195 24H194V25H195ZM90 25H91V26H90ZM106 25H107V26H106ZM108 25H111V26H108ZM120 25H121L122 27H121ZM127 25H129V26H127ZM130 25H131L132 27L135 26L136 29H135V28H132ZM154 25H157V23L154 24ZM188 25H190V23H189ZM194 25H193V26H194ZM95 26H96V27H95ZM99 26H100V27H99ZM113 26H114V28H113ZM116 26H117V27H116ZM118 26H119V28H120V27H121V28L126 27V29H127L128 31L126 30L127 32H125L124 29H121V28H120V29L123 30V31H120L119 29H117ZM143 26H144V27H143ZM193 26H192V27H193ZM94 27H95V28H94ZM97 27H98V28H97ZM102 27H103V28H104V27H105V28L108 27L109 30H108V28H106V29H104V31H103V30H102ZM111 27H112V29H113V32L115 31L114 33H116V34H115L116 37H117V35H118L117 38L115 37V35L112 36V35H113V32H112ZM127 27H128V28H129V27L132 28V30H131L130 28H129V29L133 32V34H132V33L130 34V31H129V29H128ZM137 27L139 28L138 30H137ZM145 27H146V28H145ZM156 27H157V29L159 30L158 26H156ZM187 27H188V26H187ZM192 27H191V29H192ZM90 28H91V29H90ZM57 29H58V28H57ZM110 29H111V30H110ZM114 29H115V30H114ZM134 29L137 30V32H136ZM140 29H142L141 32H140ZM116 30L119 31V32H121V35H120L119 33H117ZM55 31H56V30H55ZM90 31H89V32H90ZM105 31H106V32H105ZM107 31L110 32V35H109V33H108ZM142 31H143V32H142ZM160 31H162V30H160ZM185 31H186V29H185L184 31L182 30V32H181V31H177V32H178V34H180V36H182V34L185 33ZM189 31H190V30H189ZM189 31H188V32H189ZM89 32H88V33H89ZM122 32H125V33H127V34L125 35V33H124V34H123L124 36H123V35H122ZM128 32H129V33H128ZM135 32H136V33H135ZM150 32H151V31L146 32V33H149L148 35H145V33H144V34H143V35H145L144 37H148V36H150ZM162 32H163V31H162ZM188 32H187V33H188ZM93 33H94L95 36L92 35ZM101 33H102V34H101ZM106 34H108L110 37H109L108 35H106ZM111 34H112V35H111ZM128 34H129V35H128ZM91 35H92V36H91ZM143 35H142V36H143ZM164 35H166V33H164ZM168 35H169V34H168ZM127 36H128V37H127ZM113 37H115V38H113ZM144 37H143V38H144ZM173 37H174V36H170V37H168V38H170L169 40H172ZM107 38H108V39H107ZM118 38H119V40H118ZM129 38H128V40H130ZM92 39H94V38H92ZM110 39H111V40H110ZM94 40H95V39H94ZM98 40H96V41H98ZM144 40H145V38H144ZM173 40H174V41H173ZM173 40H172L173 42L170 41V46H169V48H166V47H165V45H164L165 43L162 45V47H163V49H165V51L162 49V47H161V49H160V44H161V43L158 44V45H156V46H154L155 49L152 50V52H153L152 57H153V58L151 59L150 62H148L147 65H143V66L139 65V66H141V70H142V67H146L147 70H148V71H147L148 73H153V71H155V69L159 66V64L163 61V59L167 58V56H169L170 52H171V51L173 50V48L175 47V45H176L175 43H176V42H175V39H173ZM104 41H102V42H104ZM145 41H146V40H145ZM162 42H164V41H162ZM157 47H159V48H157ZM155 50H156V51H155ZM166 51H167V52H166ZM159 52H160V53H159ZM165 52H166V53H165ZM155 53H156V54H155ZM157 55H158V56H157ZM155 56H156V57H155ZM162 56H163V57H162ZM129 57H132V56H129ZM158 57H159V58H158ZM160 59H161V61H160ZM157 60H158V62H157ZM159 61H160V62H159ZM157 63H158V64H157ZM153 66H155V67H153Z\"/></svg>",
    "mask_w": 264,
    "mask_h": 264
}]
</instances>
